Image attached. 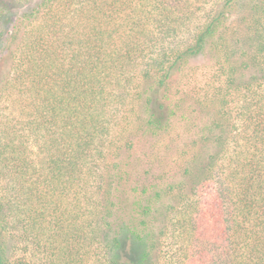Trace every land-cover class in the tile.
<instances>
[{
	"label": "trees",
	"instance_id": "trees-1",
	"mask_svg": "<svg viewBox=\"0 0 264 264\" xmlns=\"http://www.w3.org/2000/svg\"><path fill=\"white\" fill-rule=\"evenodd\" d=\"M0 264H264V0H0Z\"/></svg>",
	"mask_w": 264,
	"mask_h": 264
},
{
	"label": "rangeland",
	"instance_id": "rangeland-1",
	"mask_svg": "<svg viewBox=\"0 0 264 264\" xmlns=\"http://www.w3.org/2000/svg\"><path fill=\"white\" fill-rule=\"evenodd\" d=\"M202 73H203V71H202ZM202 73H200V74H202ZM195 80H194V82H193V79H192V82L194 83V84H198L199 83V85L201 84V82H202V78L199 76V73H196L195 74ZM202 85V84H201Z\"/></svg>",
	"mask_w": 264,
	"mask_h": 264
}]
</instances>
